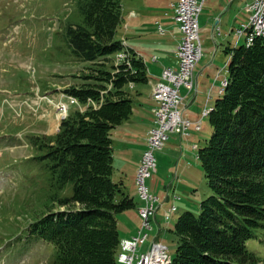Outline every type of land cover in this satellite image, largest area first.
<instances>
[{
    "label": "trees",
    "instance_id": "trees-1",
    "mask_svg": "<svg viewBox=\"0 0 264 264\" xmlns=\"http://www.w3.org/2000/svg\"><path fill=\"white\" fill-rule=\"evenodd\" d=\"M76 3L82 18L69 17L62 39L70 54L87 64L75 74L84 81L65 91L85 103L89 96L99 101L111 78L113 86L100 106L72 109L56 133L29 136L40 151L31 158L45 160L40 163L45 170H38L42 180L34 189L41 192L32 198L24 240L33 235L52 243V264H118L122 237L117 214L137 203L124 177L112 176L113 129L133 112L129 81L144 83L149 76L146 63L135 55V71L123 64L112 74L115 64L109 55L124 47L117 36L124 20L122 0ZM227 51L228 84L209 112L212 133L198 148L212 191L198 213L185 210L178 216L173 230L179 243L169 264L260 261L247 242L264 228V38Z\"/></svg>",
    "mask_w": 264,
    "mask_h": 264
},
{
    "label": "rangeland",
    "instance_id": "rangeland-1",
    "mask_svg": "<svg viewBox=\"0 0 264 264\" xmlns=\"http://www.w3.org/2000/svg\"><path fill=\"white\" fill-rule=\"evenodd\" d=\"M174 1L122 0L124 20L118 28L117 36L126 39V47L147 45L148 40L154 43L161 38L165 40L169 30L165 35L160 33L155 19L158 17L169 29L168 21L172 19L171 15L165 13L170 11L173 14ZM211 1L206 0L199 14V35L203 54L195 69L197 73L201 72L208 62V65L214 62L218 67L214 74L209 75L208 71H202L199 77L200 90L195 100L190 102L195 91L189 93L184 100L185 105L191 103L186 105L188 113L191 117L197 118L199 115L202 116L205 106L214 105L216 98L221 95L218 91L219 82L217 87L216 84L213 86L212 84L218 70L231 58L225 47L229 44L231 47L235 46L236 40L240 37L237 28L242 22L248 21L251 14L244 10L246 3L251 0H242L240 11L235 7L231 12V16L234 17L235 13L237 18H227L225 14L223 23L216 22V19L227 10H222L221 6L216 4L213 6ZM131 5L142 7L145 14L133 21L129 20L128 9ZM69 17L71 20L82 18L76 0H0V264H52L54 255L52 243L33 235L25 237L27 239L24 240L23 227L27 225L25 218L32 217L31 206L37 200L38 192H41L38 188L34 189L42 180L38 177V170H45L40 166L45 160L31 158L40 151L36 145H32L29 136L33 133H56L61 122L57 114L59 111L56 109L57 100L67 99L64 88L84 81L75 74L83 72L87 63L75 59L70 54L66 41L62 39ZM234 20L236 21L231 26ZM221 25L222 34H219L218 27ZM245 40L244 33L238 44H243ZM185 87L182 88L184 94L189 91ZM210 88L211 93L207 100ZM128 89L133 96L134 110L130 119L113 129L112 176L117 180L119 174L131 169L130 175L124 174L126 189L132 193L138 206L141 202L135 182L138 153L130 154L126 147L128 142L132 143L131 138L139 137V133L145 132L151 123L148 108L152 102L150 99L152 87L148 82H138L137 89L141 91L140 94L136 93L134 88ZM76 107L74 101H71V109ZM212 130L209 115H206L203 118L202 129L193 130L188 140L183 138V151L177 155L178 157L172 158L169 157L171 154L169 147L171 144H179L181 139L175 131L170 132L164 148L156 151L157 170H153L147 177L150 190L162 195V188L175 187L176 190L170 191V195H181L183 200L177 203L185 201L188 205L186 209L184 207L175 211L169 221H163L160 216L158 218L164 224V228L160 229V239L168 245L172 255L179 243L178 235L173 230L178 216L185 210L198 213L200 202L212 191L202 169L201 160L195 157L192 146L187 145V142L198 141L200 145H204ZM178 158H182L180 167L170 165L166 161L167 159L176 161ZM188 160L192 161L190 166L186 165ZM28 204L30 206L24 207ZM131 212L132 210L125 209L117 214V217L120 214L119 227L122 236L128 226L140 227L142 218L138 215L131 216ZM153 225L150 235H156L159 230L157 223L153 222ZM257 234L248 240V248L260 256L259 264H264V228H258ZM148 243L145 242L138 247L140 253L146 249ZM124 245L125 241L120 245V251L122 248L125 249Z\"/></svg>",
    "mask_w": 264,
    "mask_h": 264
},
{
    "label": "built area",
    "instance_id": "built-area-1",
    "mask_svg": "<svg viewBox=\"0 0 264 264\" xmlns=\"http://www.w3.org/2000/svg\"><path fill=\"white\" fill-rule=\"evenodd\" d=\"M264 0H253L247 4V8L252 11L251 19L244 23L245 27H252V35H249L248 42H254L256 37L264 35V9H256V2ZM204 0H177L175 18L180 22V28L183 36L178 45L177 65L168 66L162 74V81L154 86L153 96L159 101L155 108V127L151 130L148 148L144 152L143 160L138 169L137 179L141 196L145 199V205L140 208L143 218L141 229L138 234L127 238L125 241L126 252H123L125 262L132 264L137 260V264H168L171 257L168 255L167 246L159 241H153L150 247L145 251L138 253V245L145 241L148 233L145 228L150 227V217L154 215L160 198L158 195L149 191L146 178L156 169L155 150L161 148L168 137V131H176L182 135L190 133V127L200 128V121L194 123L184 114L182 108L184 95L181 87L187 89L194 88V68L197 61L202 56V43L199 35V14ZM263 12L262 23H254V14ZM161 30H163L160 27ZM239 31V35H240ZM225 79L222 80V84ZM63 111V103L59 104ZM207 112V109L205 110ZM173 206V205H172ZM172 206L165 209V214L170 215Z\"/></svg>",
    "mask_w": 264,
    "mask_h": 264
},
{
    "label": "crops",
    "instance_id": "crops-1",
    "mask_svg": "<svg viewBox=\"0 0 264 264\" xmlns=\"http://www.w3.org/2000/svg\"><path fill=\"white\" fill-rule=\"evenodd\" d=\"M241 1L242 0H221L219 2V0H212L211 1V4L212 5L213 4H216L217 6H221V9L222 10H227L225 13H223L222 16H219L216 19V22L223 23V21L225 20L224 19V15L225 14H227V18H230V17H231V19L237 18V16H235V13H234V17H233V15L231 16V12L233 11L232 9L235 8V7H237L238 10L240 11ZM205 2H206V0H205ZM244 10L246 11L245 8H244ZM144 12H145V10L142 9V7H134V6L131 5L129 7V9H128V19L129 20L131 19V21H133L135 18H139V16L144 15L145 14ZM165 14L166 15H171V19L172 20L171 21H168V23H169L168 24V28L169 29H167V27H165L164 23L160 19H158V17L157 18L155 17L156 18L155 19L156 24H157V21H159L160 23H162V25L165 28V31L164 32H160L159 29L157 28L160 33H162V34L165 35L166 32H167V30H169L168 35H166L165 40H161L162 39L161 38L156 43H154L152 40H148L147 45H143L142 44L140 47L137 46V45H133V46L132 45H128L130 51L131 50H134L136 52V55H139L144 60V62L146 63L147 70H148V76H149L148 83H150L151 87H152V84L155 81H157V80H159L161 78L162 70L164 69L165 66L175 65L176 64V47H177L179 41L182 38V32H181V30L179 28V24H178V22H176L173 19L172 13L170 11H166ZM235 21L236 20H234L232 22L231 26L233 25V23ZM218 28H219V34H222V28H223L222 25H221V27H218ZM129 29L130 28L128 27V30ZM174 29H175V31H174ZM214 36H215V33H214ZM236 43H237V40H236ZM157 47H159V48H157ZM229 47H231L230 44L227 47H225L226 52H228L227 51V48H229ZM229 53L231 55V52H229ZM154 55L157 56L156 59L154 58ZM208 63L203 66V70L200 69L201 72H198L197 73V71L195 69L198 92L200 90V88H199V77H200L201 73L208 71L207 74H209V75L210 74H214V72L216 71L215 69L218 67L217 65L215 66L216 63H214V62L211 65H208ZM222 72H223V68H221V69L218 70L217 74L215 75V79H214V82H213L212 86L216 84V87H217V83L218 82H219V85H220L221 82H220V79H218V74H220ZM219 78H221V77H219ZM131 88L136 89V93H139V94L141 93V91L137 89V83H135V85L133 87H131ZM210 90H211V88H210ZM128 91L131 94V90L128 89ZM218 91H219V86H218ZM185 94H187V91H186ZM131 96H132V94H131ZM196 96H197L196 94L194 96H192V99L190 100V102H193L195 100ZM187 97H188V95H187ZM150 99L152 100V102L149 104L148 110H149V112L151 114V116H150V122L151 123L145 129V132H140L139 133V135H138L139 137H133V138H131L132 139V143L128 142L127 147H126L127 148L126 150L128 152H130V154H131V152L132 153H134V152L135 153L136 152L138 153V163H137V165L141 161L142 154H143V150L145 149L146 143H147L146 137H143V136L147 135L149 128L153 125V119H154V116H155L154 107L158 105V102L152 97V93H150ZM190 102H189V104H191ZM187 106H186V108L184 110V113L189 118H191L192 120H197V119H199L201 117V115H199L198 118H197V116L191 117V115L187 111ZM128 119H130V118H128ZM193 130L198 131L194 127H191L190 134L187 137H183V138H185L187 140L190 139V137L193 134V132H192ZM178 136L181 139L180 140V143L179 144L178 143L171 144L170 147H169V151L171 153L170 156H169L170 158H172V157H178L177 155H180V153L183 151V147H184L183 146V138L179 134H178ZM196 143H198V141H195V142H192V143L190 141H188L187 142V145L192 146V150L194 151L195 157L197 158L198 157V148L199 147L198 148H195L194 147V144H196ZM198 145H200V143H198ZM162 149H160V150H162ZM166 161L170 165H174L176 167L177 166L180 167L181 162H182V158H180V159L178 158V160H176V161L171 160V159H167ZM128 164H131V163L128 162ZM191 164H192V161L191 160H188L186 162V165L187 166H190ZM137 165H136V167H137ZM135 171H136V168H135ZM129 172H131V169L130 168L127 171H125L124 173L119 174V176L120 177H124V174L130 175ZM124 179H125V177H124ZM135 182H136V180H135ZM162 190H163V194L162 195L159 194V193H157V192H155V193L159 194L164 199L163 207H160L159 210H158V212H156V214L154 215V217L151 218V219H153V221L151 223L152 224H153V222L157 223V225L159 227V230H158V232H157L156 235L153 234V235L150 236V240H153V239L161 240L160 239V236H161L160 229L164 228L163 227L164 224H162L161 221L158 220L159 216L162 217L163 221H165V220L169 221L170 220V219H167L164 216V214H163L162 211H163V208L165 206L169 205V203L173 201L170 198L166 197L167 194L170 191L176 190V188L175 187L170 188L169 186H167L165 189L162 188ZM130 194H132V193L130 192ZM182 200H183V197L181 196V199L175 200V203H177L178 201H182ZM142 204H143V200L141 199V202L138 203V206H140ZM177 205H178L179 208H184V207H185V209L188 208L187 207L188 206L187 205V202H185V201L184 202H180V204L177 203ZM138 206L133 207L132 209H128V210H132L131 216H136V215L140 216V213H139V210H138ZM119 216H120V214L118 215V217ZM138 227L134 228L133 226H128V228L125 229L126 232L124 233L123 236H122V233H121V230H120V236L122 237V239L123 238H126L128 235H129L128 237H130V236H132L133 234H135L138 231ZM153 227H154V225H153ZM119 229H120V227H119ZM122 250H123V248H122ZM118 264H126V263L125 262H122V261H119Z\"/></svg>",
    "mask_w": 264,
    "mask_h": 264
},
{
    "label": "bare ground",
    "instance_id": "bare-ground-1",
    "mask_svg": "<svg viewBox=\"0 0 264 264\" xmlns=\"http://www.w3.org/2000/svg\"><path fill=\"white\" fill-rule=\"evenodd\" d=\"M256 9H264V1H257L256 2ZM262 20H263V12H256L255 14H254V23H262ZM244 24V23H243ZM243 24L240 26V28L238 29V33H239V31H240V29L242 28V26H243ZM243 32H246V35H247V40H248V37H249V35H252V27H245L244 29H242L241 31H240V34H242ZM264 38V35H261V38ZM253 42H248V45L249 44H252ZM120 56L121 57H124L125 56V54L124 53H121L120 54ZM226 83H227V80H226V78H225V81L223 82V84H222V89L224 88V86L226 85ZM211 110V108H208L207 109V112H209L210 110ZM63 111H66V105L63 103ZM207 112H205V113H207ZM200 127H201V121H200ZM176 209V206L175 205H173L172 206V208H171V210H170V213H172V211L173 210H175ZM124 241H126V239L124 240ZM169 255V254H168ZM169 257H170V255H169ZM120 258L122 259L123 258V252L120 254Z\"/></svg>",
    "mask_w": 264,
    "mask_h": 264
}]
</instances>
